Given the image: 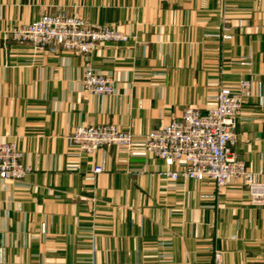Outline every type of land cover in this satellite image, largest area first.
<instances>
[{
	"label": "crops",
	"instance_id": "0c3cea01",
	"mask_svg": "<svg viewBox=\"0 0 264 264\" xmlns=\"http://www.w3.org/2000/svg\"><path fill=\"white\" fill-rule=\"evenodd\" d=\"M59 11L129 39L85 59L6 38ZM87 62L112 76L114 94L83 90ZM241 78L251 96L237 113L234 151L264 180V0H0V141L31 167L21 183L0 181V264H215L214 251L221 264H264V206L250 203L241 180L165 179L158 171L176 165L141 145ZM108 123L132 134L131 152L69 146L74 127Z\"/></svg>",
	"mask_w": 264,
	"mask_h": 264
},
{
	"label": "built area",
	"instance_id": "2783aa9c",
	"mask_svg": "<svg viewBox=\"0 0 264 264\" xmlns=\"http://www.w3.org/2000/svg\"><path fill=\"white\" fill-rule=\"evenodd\" d=\"M225 23L219 36L229 38ZM10 41L30 45L35 50L52 54L69 52L87 59L92 51L105 43H123L129 36L107 25H90L79 15L59 11L42 14L30 23L16 25L6 31ZM83 90L92 95L115 93L112 76L95 71L87 62L82 75ZM251 96L250 81L241 78L234 87L222 85L202 112L194 106L186 107L179 118L149 130L141 141L143 152L161 159L166 166L158 175L175 181L210 180L222 187L231 180H241L249 193V201L264 206V180L248 169L234 151L236 117L242 104ZM69 146L77 155L92 156L107 146L132 151L134 138L129 131L115 124H86L74 127L67 135ZM101 165H93L94 174L102 172ZM31 167L22 161V152L14 142L0 141V181L21 183ZM214 263L221 264V254L214 251Z\"/></svg>",
	"mask_w": 264,
	"mask_h": 264
}]
</instances>
